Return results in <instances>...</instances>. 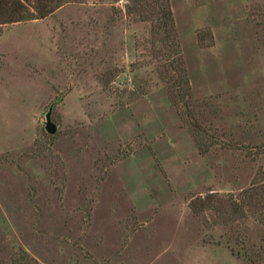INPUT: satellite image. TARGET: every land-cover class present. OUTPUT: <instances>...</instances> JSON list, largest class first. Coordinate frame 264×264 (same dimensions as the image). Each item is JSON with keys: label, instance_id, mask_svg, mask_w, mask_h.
I'll return each mask as SVG.
<instances>
[{"label": "rangeland", "instance_id": "rangeland-1", "mask_svg": "<svg viewBox=\"0 0 264 264\" xmlns=\"http://www.w3.org/2000/svg\"><path fill=\"white\" fill-rule=\"evenodd\" d=\"M0 264H264V0L0 24Z\"/></svg>", "mask_w": 264, "mask_h": 264}, {"label": "trees", "instance_id": "trees-1", "mask_svg": "<svg viewBox=\"0 0 264 264\" xmlns=\"http://www.w3.org/2000/svg\"><path fill=\"white\" fill-rule=\"evenodd\" d=\"M68 1L71 0H0V24L44 18ZM157 13L162 16V20L159 26L153 27V32L155 34L161 32L162 35L168 34L174 24L170 7L167 3L160 5ZM174 67H176L174 69L176 75L170 79L173 81V78L176 77L174 83L183 82L187 90L188 84L182 62L178 61ZM171 96L177 106L179 101L183 100V97L175 92H172ZM181 114L186 115L183 110H181Z\"/></svg>", "mask_w": 264, "mask_h": 264}, {"label": "water", "instance_id": "water-1", "mask_svg": "<svg viewBox=\"0 0 264 264\" xmlns=\"http://www.w3.org/2000/svg\"><path fill=\"white\" fill-rule=\"evenodd\" d=\"M46 129L50 133H54L57 129V126L51 120V110H49L46 114Z\"/></svg>", "mask_w": 264, "mask_h": 264}]
</instances>
